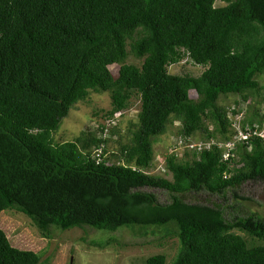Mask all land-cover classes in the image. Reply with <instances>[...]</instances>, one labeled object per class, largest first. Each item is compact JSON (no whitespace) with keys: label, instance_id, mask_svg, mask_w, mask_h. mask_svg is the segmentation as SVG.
<instances>
[{"label":"trees","instance_id":"16d2710c","mask_svg":"<svg viewBox=\"0 0 264 264\" xmlns=\"http://www.w3.org/2000/svg\"><path fill=\"white\" fill-rule=\"evenodd\" d=\"M185 56L205 66L199 76L169 72ZM263 72L264 0H0V212L28 215L49 239L73 227L171 224L163 237L175 235L179 246L168 264H264V243L235 231L264 240V216L228 218L220 205L183 198L238 197L244 182L264 180L260 138L237 142L228 159L217 144L194 149L191 159L167 153L170 178L144 171L153 166L155 137L174 120L183 137L230 140L233 118L220 95L260 93ZM90 88L112 92L108 118L140 97L136 128L114 153L119 162L107 163L105 125L54 138ZM146 186L164 188L171 200ZM113 240L91 242L102 248ZM43 252L13 246L0 228V264H45ZM146 264H167L166 255Z\"/></svg>","mask_w":264,"mask_h":264},{"label":"rangeland","instance_id":"374dc122","mask_svg":"<svg viewBox=\"0 0 264 264\" xmlns=\"http://www.w3.org/2000/svg\"><path fill=\"white\" fill-rule=\"evenodd\" d=\"M216 4L223 5L225 3L217 1ZM140 61L141 59L134 55L128 57V62L139 64ZM119 67L120 64L111 66L114 76H118ZM204 69V65L194 62L188 56L168 65L169 72L176 74L199 76ZM257 78L262 89L260 93L256 94L248 92L246 100L237 93L220 95L218 103L229 111L230 117L233 118L231 128L234 130L238 127V121L241 117L231 113L232 109L242 112V126L243 119L245 120L243 128H251L250 120L256 126L264 118L262 116V114L264 115V72L259 74ZM187 92L193 98L198 96L194 89H187ZM140 105V97L133 96L127 108L108 118L106 113L112 108V92L100 88H90L87 95L73 105L60 128L54 132V138L56 141L73 140L88 128L93 132H100L101 126L105 125L109 128L105 132L108 151L107 163L119 162L114 153H119L121 144L130 139L132 130L136 128ZM234 121H237L234 124L236 127L233 126ZM112 126L119 132H111ZM180 127V122L174 120L167 125L163 134L155 137L153 166L146 169L149 173L170 178L171 173L166 166L165 156L167 153L175 152L179 160L191 159L195 148L192 149L190 144L198 145L201 143L205 146L211 144L209 141H212V144L225 141L221 140L220 137L209 140L202 132H197L191 137H183L180 134ZM212 127L213 125L210 124V128ZM237 137L238 133L231 139L236 140ZM252 137L254 136L250 138ZM227 151L228 149L225 148L223 155ZM143 189L155 192L161 202L171 200V193L164 188L146 186ZM237 192L238 197H235L231 191H228L225 196H218L205 191L188 192L184 194L183 198L193 202L220 205L224 208L228 218L235 215L245 216L254 211L264 216V180L246 181L238 187ZM171 227H173L171 224L166 228L164 225L147 227L135 225L121 227L115 231L90 226H86V228L73 227L54 234L55 236L49 239L40 234L28 215L16 209H6L0 212V228L5 231L11 244L20 249L35 252L44 251L42 260H48L45 264H146L147 258L157 253L165 254L168 264L179 246L178 238L175 235L163 237L166 229ZM235 231L242 234L249 244L264 243V240L252 237L244 231L238 229ZM110 237H114L116 240H113L106 247L101 248L91 242L94 240L102 242L110 239ZM40 263L43 264V262Z\"/></svg>","mask_w":264,"mask_h":264},{"label":"built area","instance_id":"2783aa9c","mask_svg":"<svg viewBox=\"0 0 264 264\" xmlns=\"http://www.w3.org/2000/svg\"><path fill=\"white\" fill-rule=\"evenodd\" d=\"M237 115L240 116L242 119V112H238L236 114V116ZM241 119L238 121V127H236L234 125L237 121L233 122V126L236 127V130H237L236 131L233 129L235 131L234 135H237V133H238V137L236 140L230 139V140L224 141V142H217L218 146L223 148V150H225V148L228 149L227 153L225 155H223L224 159H228V158H230L231 155H233L236 143L240 142L241 140H247L251 136H256V137L260 138L264 143V118L261 120V122L258 125L254 126V128H243V126L241 124L242 123ZM209 142H211V144H212V141H209ZM211 144L203 146V145H201V143H199L198 145H196L195 143H192V144H190V147L192 149L195 148V150H198V149L202 150L204 147H210Z\"/></svg>","mask_w":264,"mask_h":264},{"label":"clouds","instance_id":"9594fccd","mask_svg":"<svg viewBox=\"0 0 264 264\" xmlns=\"http://www.w3.org/2000/svg\"><path fill=\"white\" fill-rule=\"evenodd\" d=\"M195 90V89H194ZM145 172H148L147 170H144Z\"/></svg>","mask_w":264,"mask_h":264},{"label":"bare ground","instance_id":"6f19581e","mask_svg":"<svg viewBox=\"0 0 264 264\" xmlns=\"http://www.w3.org/2000/svg\"><path fill=\"white\" fill-rule=\"evenodd\" d=\"M152 164H153V163H152ZM152 164H151V165H152Z\"/></svg>","mask_w":264,"mask_h":264}]
</instances>
